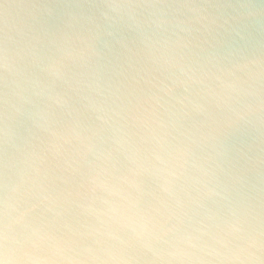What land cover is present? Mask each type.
I'll list each match as a JSON object with an SVG mask.
<instances>
[{
  "label": "clouds",
  "instance_id": "clouds-1",
  "mask_svg": "<svg viewBox=\"0 0 264 264\" xmlns=\"http://www.w3.org/2000/svg\"><path fill=\"white\" fill-rule=\"evenodd\" d=\"M0 264H264V0H0Z\"/></svg>",
  "mask_w": 264,
  "mask_h": 264
}]
</instances>
